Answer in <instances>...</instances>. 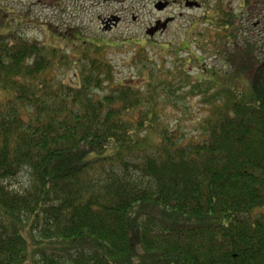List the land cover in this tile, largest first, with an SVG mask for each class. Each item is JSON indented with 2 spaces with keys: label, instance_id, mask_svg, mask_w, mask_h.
I'll return each mask as SVG.
<instances>
[{
  "label": "trees",
  "instance_id": "1",
  "mask_svg": "<svg viewBox=\"0 0 264 264\" xmlns=\"http://www.w3.org/2000/svg\"><path fill=\"white\" fill-rule=\"evenodd\" d=\"M206 19L233 81L254 73L219 87L191 137L162 123L152 74L118 80L102 47L0 34V264H264V57L230 12ZM200 73L203 93L230 81Z\"/></svg>",
  "mask_w": 264,
  "mask_h": 264
},
{
  "label": "rangeland",
  "instance_id": "2",
  "mask_svg": "<svg viewBox=\"0 0 264 264\" xmlns=\"http://www.w3.org/2000/svg\"><path fill=\"white\" fill-rule=\"evenodd\" d=\"M176 1L0 0V34L10 30L23 39L63 49L66 54L88 47L85 45L89 44L79 43V36L102 47L100 57L115 67L118 80L149 79L152 74V81L160 87L156 95L164 105V126L173 131L179 130L186 136H197L200 122L214 106L210 97L213 94L216 96L220 86L231 88L236 83L233 81L236 78L232 79V63L227 57H213L208 44L215 41V33L219 31L206 18L213 12H219V8L230 12L238 27L237 43L255 44L262 50L261 57H264V5L256 2L247 7L246 0ZM194 1L199 8H185L184 3ZM166 2L168 7H165ZM111 17L119 21L113 29L107 30L103 21ZM156 21L171 22L165 32L148 37L147 30ZM57 33L60 36H56ZM73 33H78L75 39ZM180 44L186 45L189 51L178 52ZM142 46L146 61H149L146 62L142 56L148 70H143L140 60L134 58ZM230 53H233L232 50ZM199 56L205 59L202 64L195 60ZM203 68L226 74L230 81L212 78L211 89L203 93L193 88L195 80L202 79L200 72ZM253 73V70L247 71L237 78L238 90L245 89L244 81L251 80ZM187 76L188 80L185 79ZM141 89L144 90V87ZM22 174L17 180V187L25 185L26 176ZM171 223L175 222L170 220Z\"/></svg>",
  "mask_w": 264,
  "mask_h": 264
},
{
  "label": "flooded vegetation",
  "instance_id": "3",
  "mask_svg": "<svg viewBox=\"0 0 264 264\" xmlns=\"http://www.w3.org/2000/svg\"><path fill=\"white\" fill-rule=\"evenodd\" d=\"M176 2H180L179 0H177ZM159 4H163V3H161V2H158ZM193 3H196V1H194ZM159 4H157V5H159ZM197 4V3H196ZM169 6V3L168 2H166L165 3V7H168ZM184 6H185V8H190V7H192V8H194V7H196V5H194V6H188V3H184ZM159 7H162V6H159ZM164 7V8H165ZM200 6L198 5L196 8H199ZM163 8V9H164ZM116 20V21H115ZM118 21H119V19H117V18H115V17H111V18H109V19H106L105 21H103V23L106 25V29L107 30H111V29H113V27H115V25L118 23ZM170 22L171 21H169V22H167V23H161L160 21H156L155 23H154V26L153 27H151L148 31H150V30H156L155 32H154V34H153V36L154 35H156V34H158V33H161L162 31L163 32H165L166 31V29H167V27H168V24H170ZM181 46V44L179 45V47Z\"/></svg>",
  "mask_w": 264,
  "mask_h": 264
},
{
  "label": "water",
  "instance_id": "4",
  "mask_svg": "<svg viewBox=\"0 0 264 264\" xmlns=\"http://www.w3.org/2000/svg\"><path fill=\"white\" fill-rule=\"evenodd\" d=\"M193 5H195V4H193V3H190V4H189V6H193ZM155 31H156V30H150V31H147V34H148L149 36H152L153 33H154Z\"/></svg>",
  "mask_w": 264,
  "mask_h": 264
}]
</instances>
